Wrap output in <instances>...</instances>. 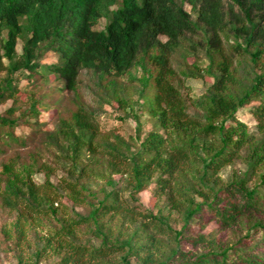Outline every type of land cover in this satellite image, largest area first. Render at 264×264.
Here are the masks:
<instances>
[{
    "label": "trees",
    "instance_id": "16d2710c",
    "mask_svg": "<svg viewBox=\"0 0 264 264\" xmlns=\"http://www.w3.org/2000/svg\"><path fill=\"white\" fill-rule=\"evenodd\" d=\"M182 2L190 12L176 0H0V106L12 103L0 114V207L16 212L11 233L16 242L32 229L29 219L42 215L46 203H56L57 192L33 182L40 170L52 168L47 164L51 157L56 166L69 163L78 180L98 176L104 167L109 178L127 174L134 193L154 182L157 196H167L172 210L186 205L183 193L174 189L194 173L199 183L193 191L202 201L189 202V218L198 224L214 220L221 232L243 224L246 231L228 246L219 245L214 235L186 236L188 227L172 231L151 213L125 203L113 188L87 217L64 222L53 243L45 241L62 257L57 264H109L125 248L109 241L116 216L141 220L147 246L128 252L140 264H156V236L173 234L192 250L204 251L181 249L165 264H264V252L254 251L264 249V192L248 186L264 170V0ZM100 20L105 23L97 30ZM48 54L55 55V63H42ZM189 58L195 61L189 64ZM200 59L207 62L204 68ZM85 71L105 88L107 105L121 109L131 103L115 85L127 77L142 86L143 110L154 125L132 157L100 140V117L82 101ZM206 77L213 83L203 117L191 115L183 96L185 82ZM21 82L58 84L53 90L58 99L49 107L56 120L52 132L39 120L40 100L30 98L24 108L18 103ZM64 92L74 99L64 102ZM242 110L256 123L254 132L239 118ZM21 127L29 133L18 134ZM235 161L245 165L243 177L224 182L221 170ZM63 186L73 202L84 204L86 187L69 178ZM79 226L92 229L101 245L79 244L77 233L84 234Z\"/></svg>",
    "mask_w": 264,
    "mask_h": 264
},
{
    "label": "rangeland",
    "instance_id": "374dc122",
    "mask_svg": "<svg viewBox=\"0 0 264 264\" xmlns=\"http://www.w3.org/2000/svg\"><path fill=\"white\" fill-rule=\"evenodd\" d=\"M176 2L182 4L187 12L191 11L190 7L186 3H183L182 0H176ZM192 19H195V15H192ZM104 23V20H100L96 29H102ZM16 52L18 54L21 53V43L17 44ZM194 61L195 58L188 59L189 64ZM55 62V55L48 54L42 63L49 65ZM206 64L207 62L203 59H200L198 62L201 68H204ZM243 75V84H248L247 78ZM137 76H142L140 71H138ZM212 83L213 79L207 77L186 80L185 84L188 90L183 92V96L186 100L189 114L203 117V102ZM57 86V83H39L28 86L26 82L20 83L22 90L18 95V103L22 104V108H24L27 106L30 98L40 100L43 106L38 108L41 112L39 120L44 123L43 128L47 132H52L56 126L53 111L49 107L58 99V95L53 91L54 87ZM115 87L123 99H129L131 103L129 108L121 109L114 103L107 105L104 99L106 95L105 88L103 89L99 85L96 76L87 71L81 75L83 104L87 109L100 117V140L103 144L115 149L120 155L130 158L139 150L136 146L138 145V141H142L148 132L153 129L154 120L147 116L143 110L146 97L139 83H132L128 81L127 77H124ZM73 99L74 97L71 94H65L64 96V102L66 103ZM11 104V101H9L0 106V114ZM238 115L240 119L247 123L249 131L254 132L256 123L251 117L246 115L245 110L239 112ZM29 121L32 122L31 120ZM17 133L27 134L29 133V128L21 127ZM47 164L51 165L52 168L40 170L34 176L33 182L39 186L49 185V189L45 187L49 193L57 192L56 203H46L44 205L45 211H43L42 215L37 216V218L35 217L33 220H28L31 223L32 229L27 231L25 240L21 242H16V239L11 234L13 233L12 225L16 218V212L10 211L8 208H3L2 206L0 207V264H57L62 257L56 254L55 251L49 249L46 240H50L53 243L52 237L61 230L64 222L71 223V219L87 217L90 211L104 197V193L110 192L113 188L119 190L125 203H129L131 206H137L143 212L151 213L163 225L177 233L183 231L185 227H188L187 232L183 233V235L195 236L203 234L210 235L211 237L214 235L217 240H220L219 245L222 246L231 245L246 234L244 224L228 228L224 232H221L218 230V225L214 220H208L206 218L203 224H198L189 218V212L192 209L188 205L189 202L193 200L195 204H200L202 201L193 191V188L199 183L198 175L194 173H191L186 179L178 182V188L182 187V191L178 188L174 189L178 193H183V203L186 205L181 210H172L168 207L167 196H157L154 182L150 183L145 190L134 193L133 189L128 186L127 174L112 175L109 178L107 177L109 172L104 167H100V174L98 176L89 175L88 180L84 181V179L78 180L76 174L78 172L74 174L70 173L72 169L67 162H65L63 167L56 166L57 164L49 157L47 158ZM245 170L246 167L244 164L235 161L221 170L220 177L224 182L240 180ZM101 174H104L106 177H102ZM67 178L72 179V182L77 181L79 186L88 189V195L85 198L84 204H76L67 196V190L63 186V180ZM108 179L113 182L112 186L107 185L108 182L106 181ZM263 181L264 170L258 174L257 178H253L248 186L258 188L259 191L264 192ZM36 219H39V222H36ZM140 224V219H128L125 221L123 216H116L111 229L113 235L109 241L113 246L125 248L124 251L112 256L109 264H140V261L135 256L128 254L129 251H134L138 246H147V239L140 229ZM107 226L104 227L105 230ZM77 229H80L84 233H77V242L79 244L91 245L95 248L101 245V240L92 237L90 232L92 229H88L86 226H79ZM153 231L155 230H151V233ZM174 237V234L167 238L156 236L155 251L153 254L158 259L156 264L167 263L181 249L194 253H202L204 251L202 248L192 250L189 244L180 240L178 236H176V239ZM254 251L264 252V249L255 248ZM38 253L40 255L37 256ZM158 254H160V257Z\"/></svg>",
    "mask_w": 264,
    "mask_h": 264
}]
</instances>
